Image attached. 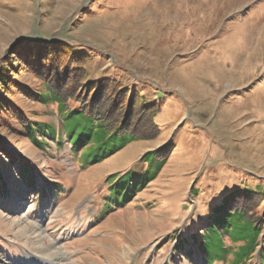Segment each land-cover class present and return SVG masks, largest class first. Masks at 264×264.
<instances>
[{
	"label": "rangeland",
	"instance_id": "374dc122",
	"mask_svg": "<svg viewBox=\"0 0 264 264\" xmlns=\"http://www.w3.org/2000/svg\"><path fill=\"white\" fill-rule=\"evenodd\" d=\"M41 40L88 56V81L114 78L139 93L157 128L84 164L55 104L3 94L61 142L37 146L0 120V264H207L191 236L210 209L233 189H264V0H0V71L13 57L33 92L41 83L13 50ZM162 146L170 153L158 176L111 205L113 176Z\"/></svg>",
	"mask_w": 264,
	"mask_h": 264
},
{
	"label": "trees",
	"instance_id": "16d2710c",
	"mask_svg": "<svg viewBox=\"0 0 264 264\" xmlns=\"http://www.w3.org/2000/svg\"><path fill=\"white\" fill-rule=\"evenodd\" d=\"M13 56L24 66L23 70L41 83V88L37 92L29 90L19 78L21 68L15 67L13 57H7L0 71V120L7 126L15 120L33 144L42 146L47 138L55 139V126L32 120L3 94L13 95L17 90L32 100L55 104L62 119V132L72 149L85 146L79 153L84 164L99 162L131 141L153 136L151 132L157 128L154 105L146 104L139 93L130 91L117 79L88 81L85 64L89 57L84 53L75 52L64 43L41 40L21 41ZM8 71L13 75H6ZM58 137L61 133L57 135L59 143ZM169 153L168 146L148 151L137 167L113 176L108 194L111 205L125 204L144 189L158 176ZM25 167L23 181L33 188L32 170ZM5 184L0 170L1 193L7 192ZM208 219L201 234L191 236L207 264H264V189L260 185L231 190L210 209ZM177 246L191 255L189 239L181 238ZM258 250V260L253 263Z\"/></svg>",
	"mask_w": 264,
	"mask_h": 264
},
{
	"label": "bare ground",
	"instance_id": "6f19581e",
	"mask_svg": "<svg viewBox=\"0 0 264 264\" xmlns=\"http://www.w3.org/2000/svg\"><path fill=\"white\" fill-rule=\"evenodd\" d=\"M62 252V251H61ZM64 254V252H62Z\"/></svg>",
	"mask_w": 264,
	"mask_h": 264
}]
</instances>
